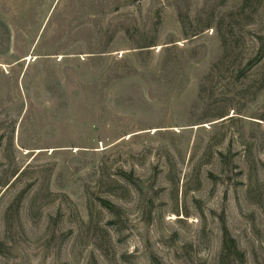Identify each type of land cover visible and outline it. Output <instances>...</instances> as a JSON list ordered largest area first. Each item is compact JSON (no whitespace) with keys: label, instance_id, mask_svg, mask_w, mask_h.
Here are the masks:
<instances>
[{"label":"rangeland","instance_id":"obj_1","mask_svg":"<svg viewBox=\"0 0 264 264\" xmlns=\"http://www.w3.org/2000/svg\"><path fill=\"white\" fill-rule=\"evenodd\" d=\"M0 264H264V0H0Z\"/></svg>","mask_w":264,"mask_h":264},{"label":"trees","instance_id":"obj_2","mask_svg":"<svg viewBox=\"0 0 264 264\" xmlns=\"http://www.w3.org/2000/svg\"><path fill=\"white\" fill-rule=\"evenodd\" d=\"M229 233L226 231L224 235V250L225 251H234L236 255H240V258L242 257V254L237 249V245L234 240L229 239Z\"/></svg>","mask_w":264,"mask_h":264}]
</instances>
